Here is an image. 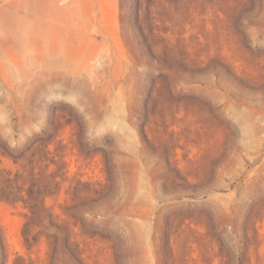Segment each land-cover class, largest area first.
<instances>
[{"label": "rangeland", "instance_id": "obj_1", "mask_svg": "<svg viewBox=\"0 0 264 264\" xmlns=\"http://www.w3.org/2000/svg\"><path fill=\"white\" fill-rule=\"evenodd\" d=\"M0 264H264V0H0Z\"/></svg>", "mask_w": 264, "mask_h": 264}]
</instances>
